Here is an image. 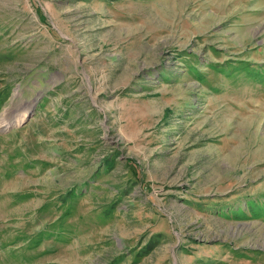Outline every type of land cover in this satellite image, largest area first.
Segmentation results:
<instances>
[{
	"label": "rangeland",
	"instance_id": "374dc122",
	"mask_svg": "<svg viewBox=\"0 0 264 264\" xmlns=\"http://www.w3.org/2000/svg\"><path fill=\"white\" fill-rule=\"evenodd\" d=\"M0 264H264V0H0Z\"/></svg>",
	"mask_w": 264,
	"mask_h": 264
},
{
	"label": "water",
	"instance_id": "95a60500",
	"mask_svg": "<svg viewBox=\"0 0 264 264\" xmlns=\"http://www.w3.org/2000/svg\"><path fill=\"white\" fill-rule=\"evenodd\" d=\"M30 116H28V118L26 119V121L29 119Z\"/></svg>",
	"mask_w": 264,
	"mask_h": 264
}]
</instances>
